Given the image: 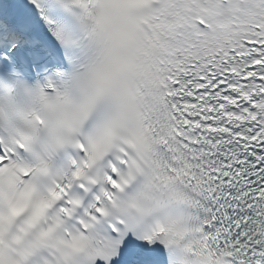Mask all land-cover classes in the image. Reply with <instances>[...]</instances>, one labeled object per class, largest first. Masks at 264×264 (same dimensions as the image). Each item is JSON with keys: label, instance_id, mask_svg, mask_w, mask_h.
Returning <instances> with one entry per match:
<instances>
[{"label": "snow or ice", "instance_id": "1", "mask_svg": "<svg viewBox=\"0 0 264 264\" xmlns=\"http://www.w3.org/2000/svg\"><path fill=\"white\" fill-rule=\"evenodd\" d=\"M0 264H264V0H0Z\"/></svg>", "mask_w": 264, "mask_h": 264}]
</instances>
